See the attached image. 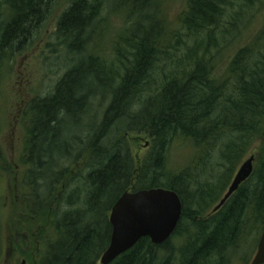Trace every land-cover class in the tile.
Listing matches in <instances>:
<instances>
[{"label":"trees","instance_id":"1","mask_svg":"<svg viewBox=\"0 0 264 264\" xmlns=\"http://www.w3.org/2000/svg\"><path fill=\"white\" fill-rule=\"evenodd\" d=\"M3 1L8 17L0 23V55L18 48L16 41L30 35L53 0ZM109 1L110 11L125 15L119 26L124 33L117 34L114 26L104 36L110 22L105 0H70L56 35L68 51L87 52L86 61L73 63L51 93L28 104L25 159L33 168L26 172V184L36 202L61 198L54 186L45 197L37 193L36 182L47 185L51 170L49 185L68 186L72 180L70 169L56 171L55 160L75 162L85 147L88 153L82 186L71 193V209L55 221L56 235L36 264H97L110 240L108 212L114 202L126 190L153 187L180 197L182 212L172 235L183 239L172 244L169 237L155 245L142 237L109 264H227L230 250L250 241L255 248L264 227V0H240L248 9L262 4V21L236 46L220 74L215 73L218 60L239 37L230 32H238L243 22L236 14L231 22L224 19L234 0H188L178 24L183 43L177 28L166 31L162 0ZM137 12L141 24L134 19ZM90 76L103 82L99 91L84 83ZM94 101L107 103L101 118L96 122L93 116L82 126ZM74 125L78 134L71 131ZM112 129L119 130L116 140L108 136ZM130 132L150 138V149L136 167L125 137ZM259 139L250 177L204 217ZM176 140L193 149L192 162L178 169L167 166Z\"/></svg>","mask_w":264,"mask_h":264},{"label":"rangeland","instance_id":"2","mask_svg":"<svg viewBox=\"0 0 264 264\" xmlns=\"http://www.w3.org/2000/svg\"><path fill=\"white\" fill-rule=\"evenodd\" d=\"M187 1L162 0V14L167 24L166 31L171 30V27L177 28L182 43L186 37L182 36L184 31L178 24ZM69 2L70 0H53L44 15L41 16L38 26L31 29L30 35L26 38L20 37L16 41L18 48L11 50V52H3L0 55V264H36L39 261L40 256L45 253L47 243L53 240L56 235L54 231L55 221L71 209V205L68 204L69 197L72 192L82 186L84 175L87 173L84 167L88 154L87 147L83 148L80 158L78 157L79 160L75 161L77 164L71 159L55 160V162H59L56 171L63 169V172H66L70 169L74 174L68 186L66 183L61 184L60 182L56 186L55 184L49 185L54 178L52 177V170L49 174L47 173V185H44V182L39 179L36 182V190L39 196H47L53 186L54 192L61 196L60 200L43 202V205L36 202L34 197L29 194L31 186L25 184V181L21 179L23 174L33 168L25 163L31 115L28 104L36 97H44L51 93L56 82L73 63L75 64L80 60L86 61L87 52L77 54L68 51L65 44L56 35V23ZM261 5L256 3L248 9L243 6L240 0H234L233 7L229 6L234 12L231 11L229 15L225 16V21L230 20L231 22L232 17L236 14V17L237 15L242 17L243 22H240L238 32L235 30L230 32L231 35L234 32L238 33L239 37L233 40V42L235 41L234 45L230 44L227 47L229 49L222 53L215 73L220 74L225 69L236 46L246 43L259 29L263 16ZM103 6L104 13L110 21L104 26L105 36L111 34L114 26L117 28L122 26V17L125 15L110 11L108 8L110 6L109 0H105ZM43 7L45 6L43 5ZM7 8L4 1L0 0V23H3L8 17ZM133 15L134 19L141 24L142 13L137 12ZM230 22H226V26H229L228 23ZM137 29L138 27L133 28V30ZM120 32L124 33L123 27L117 29V34ZM167 38L170 42L174 40V36L171 34ZM214 55L217 57V53ZM84 83H91L90 88L95 92L99 91V83L103 82L90 76ZM106 104L104 103V105ZM104 105L94 101L88 113L82 117V126L93 121V116H97L95 121L99 122L100 115L105 108ZM116 129H112L109 133L110 140L117 139L119 130ZM71 131L78 134L79 127L74 125ZM125 137L130 145L134 165L135 167L139 166L150 149V138L146 134L136 132L127 133ZM260 143L261 139L246 152L240 164L253 156V169L256 168ZM190 147L188 142L176 140L168 151L167 166L178 169L191 163L193 149ZM214 205L209 207L207 213L203 215L204 217L214 212ZM75 207L78 205L74 204L73 208ZM169 239L172 244H180L183 238L173 234ZM256 248L257 246L254 248L250 241L236 247L235 250H230L227 256V264H249ZM97 264H100L99 259Z\"/></svg>","mask_w":264,"mask_h":264},{"label":"water","instance_id":"3","mask_svg":"<svg viewBox=\"0 0 264 264\" xmlns=\"http://www.w3.org/2000/svg\"><path fill=\"white\" fill-rule=\"evenodd\" d=\"M253 156L245 159L236 170L226 192L213 210L219 209L253 171ZM182 212L178 194L162 187L124 191L114 202L109 213L111 235L100 264H109L130 249L142 237L159 245L173 233ZM264 263V227L257 248L249 264Z\"/></svg>","mask_w":264,"mask_h":264},{"label":"flooded vegetation","instance_id":"4","mask_svg":"<svg viewBox=\"0 0 264 264\" xmlns=\"http://www.w3.org/2000/svg\"><path fill=\"white\" fill-rule=\"evenodd\" d=\"M25 163H26V161H25ZM26 164H27V163H26ZM75 164H77V162H75ZM28 177H29V176H27L26 173L22 175V178H21V179L25 181V184L27 183ZM63 184H64V183H63ZM58 197H59V196H58Z\"/></svg>","mask_w":264,"mask_h":264}]
</instances>
